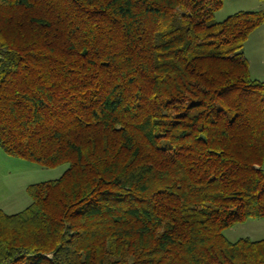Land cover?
Wrapping results in <instances>:
<instances>
[{"label": "trees", "instance_id": "obj_1", "mask_svg": "<svg viewBox=\"0 0 264 264\" xmlns=\"http://www.w3.org/2000/svg\"><path fill=\"white\" fill-rule=\"evenodd\" d=\"M0 0V149L54 167L0 210V264H264V9Z\"/></svg>", "mask_w": 264, "mask_h": 264}, {"label": "rangeland", "instance_id": "obj_2", "mask_svg": "<svg viewBox=\"0 0 264 264\" xmlns=\"http://www.w3.org/2000/svg\"><path fill=\"white\" fill-rule=\"evenodd\" d=\"M264 9V0H224L212 20L221 21L239 10ZM251 75L264 81V22L249 33L241 47ZM66 165L41 166L35 162L12 157L0 149V210L13 214L23 210L29 203L26 187L29 184L58 178ZM230 241L248 237L257 240L264 237V218H248L222 231Z\"/></svg>", "mask_w": 264, "mask_h": 264}]
</instances>
